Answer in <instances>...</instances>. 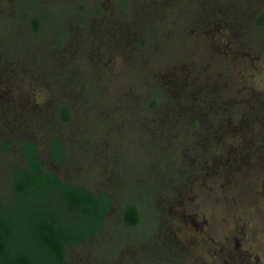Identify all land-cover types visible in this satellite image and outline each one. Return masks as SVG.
Returning <instances> with one entry per match:
<instances>
[{"label": "rangeland", "instance_id": "obj_1", "mask_svg": "<svg viewBox=\"0 0 264 264\" xmlns=\"http://www.w3.org/2000/svg\"><path fill=\"white\" fill-rule=\"evenodd\" d=\"M103 28L112 30L106 40ZM261 42L264 0H0V59L26 63L17 74L0 61V143L7 144L0 214L23 226L38 211L68 227L90 226L57 192L30 190L18 199L14 168L25 166L26 140L47 172L111 203L100 234L68 248L69 264H264V200L255 191L264 181V152L252 161L228 158L243 139L255 140L250 150L264 143V127L254 124L264 118L248 114L242 91L264 96ZM246 47L263 59L256 68L242 62ZM221 72L233 81L213 95V76ZM173 76L187 85L210 80L203 82L209 95L228 97L233 122L250 116V125L224 131L219 143L204 142L206 134L189 126L192 103L183 107ZM168 110L165 121L155 114ZM51 140L67 150L62 165L50 157ZM213 156L222 171H242L243 182L254 176L250 192L233 190L225 171L207 178ZM183 169L207 176L181 208L168 200L175 192L170 177L178 180ZM129 215L138 222L126 223Z\"/></svg>", "mask_w": 264, "mask_h": 264}, {"label": "trees", "instance_id": "obj_2", "mask_svg": "<svg viewBox=\"0 0 264 264\" xmlns=\"http://www.w3.org/2000/svg\"><path fill=\"white\" fill-rule=\"evenodd\" d=\"M62 118L70 119L69 112H63ZM7 148L5 142L0 143V153ZM25 157L24 167L14 168V186L18 199L24 193L57 192L68 201L72 211L80 208L90 226L76 229L62 223L54 213L33 212L27 219L29 224L23 226L22 219L0 214V264H69L68 248L96 237L103 230L102 225L109 211V200L98 197L84 187L74 186L63 181L53 173L47 172L39 160V150L30 141L23 140L20 146ZM50 157L53 162L62 165L68 157L67 150L59 140H51ZM126 217V223L138 222L137 217ZM26 220V219H24ZM25 230L27 236L25 235Z\"/></svg>", "mask_w": 264, "mask_h": 264}, {"label": "flooded vegetation", "instance_id": "obj_3", "mask_svg": "<svg viewBox=\"0 0 264 264\" xmlns=\"http://www.w3.org/2000/svg\"><path fill=\"white\" fill-rule=\"evenodd\" d=\"M106 28H108V27H106ZM221 29L227 31L226 35L224 37H226V36L229 37V34H231V33L228 32L226 27L224 26ZM217 31L219 32V29L216 30V32ZM111 33H112V30L106 31L103 28L101 30L100 34L106 40V39H108L107 37H109ZM224 39H226V38H224ZM235 39H236V37H235ZM111 40H113L112 42H114L115 39L111 38ZM219 43H220V41H219ZM261 43H260L261 45H259V51H260V53L264 54V43L263 42H261ZM250 50L251 49L249 47H246L242 50L243 51L241 54L242 59H243L242 62H245L248 64L251 63L252 67L256 68V64H260V62L263 59L254 58V56H252V53ZM259 55L261 56V54H259ZM0 61L3 63V64H1V68L2 67H8V66L10 67L13 65L14 68L12 67L13 70H11V71L12 72L14 71V73L17 72V74H19L17 69L21 70L22 67L26 66L25 65L26 63H24L21 59H13L12 60V59L6 57V58H1ZM102 61L104 62L105 60H102ZM251 65H248L249 69H250ZM1 68H0V74H3L4 71H3V69L1 70ZM250 71H251V69H250ZM185 80H187L185 77H181V78L174 77L173 83L175 85V88L177 89L178 95L181 96L179 98H182L183 107H184V105L186 107L187 104H189L190 102L192 103V105L189 108V111H194L195 116L193 115L194 116L193 121L189 124V126L195 127V129L200 128V130L204 134H206V138H205L204 142H209V141L217 142L218 140L220 141V136H222L224 131L234 130V129L239 128V127H243V128L247 129L248 125H250V122H249L250 116L243 118V122H241V123L235 124L233 122L234 121V115H232L233 114V112H232L233 107H231L229 104L230 99L228 97H223V96H220L217 98H215V96L214 97L210 96L209 92H208V87L210 84L209 85L205 84L207 82L210 83V80L205 79V81H203L204 79H199V82L191 81V83L189 85H187ZM232 81H233V78L229 74H225L222 72L215 74L213 76V81H212V90H214L216 93L211 90L213 92L212 94L213 95L218 94L219 92L217 89L222 90L223 87H225L226 89L229 88ZM203 82H205V83H203ZM71 91L73 92V88H71L70 93H71ZM242 91H243V97L245 98V104L248 106V114L252 113V116L258 115L259 117L264 118V102L262 101V100H264V96L262 95V93L260 91L252 90L248 87H244V89ZM221 95H223V94H221ZM208 100H210L211 103H208ZM250 101H252L253 105L250 104ZM204 105H206V106L204 107ZM155 114L160 115V120L164 116L163 121H165L167 114H169V116H170V110H168V113L155 111ZM254 118L256 119V117H254ZM254 124L258 125L259 129H262L264 127V121H262V120H261V122H254ZM262 132L263 133L261 136L264 137V130ZM221 140H222V138H221ZM59 141L62 142L61 140H59ZM217 143H219V142H217ZM254 143H255V140L254 141H248V139L241 140L240 141L241 147H239V145H238V147L235 149V150H237V152H235L234 154L230 153V155L228 156L229 161L236 163L237 159H238V161L251 160L252 158H254L252 156V154H254L255 152H257L259 155H261L260 153L264 152V143L261 146H259V148H257L256 150L255 149L250 150L251 145ZM230 147H234V146H230ZM232 152H233V150H232ZM232 156H233V159L231 158ZM263 159H264V156H263ZM210 160H211V162H214V165H213L214 168H213L212 176H207L205 171L204 172L203 171H201V172H188L187 170L183 169L179 172L181 174V176L178 178V180H175L176 178H174V177H170V179L172 178L173 180L171 179V181H169V182L172 183L173 189L175 190V192H174V195L171 196V198L169 197L170 199L168 200L169 201L168 205L172 204L171 206H177V207L184 208V206L187 202V200H186L187 196L190 195L193 191H195L196 190L195 188L197 186H202V183L200 180L202 178H204L203 175H206L207 178L213 177V179H215V178H219V175H223V173L225 171L224 174L228 175L227 179L230 180V181H228V183L233 185V187H234L233 190H238L237 192L244 194V195H246L248 192H250V189H249L247 184L256 183L254 176L252 177V180H250V176L246 175L245 176L246 178L243 182V180H241V177H240V174L242 171L234 172V169H236V168L233 166L222 171L220 169L221 167L218 166V163L222 162V160H217V158H215L214 156L211 157ZM56 165L59 166L57 163H56ZM162 179L165 181V184L167 185L168 184V181H167L168 178L167 179L165 178L166 180L164 178H162ZM72 185L82 187L80 185H75V184H72ZM258 188H259L258 190H255L257 193L256 195H259V196L261 195L262 201H263L264 200V181L259 184ZM108 204H109V206L111 205L110 202ZM241 204H242L241 206H248L249 205L246 203L244 205V202ZM180 213H181V210H180ZM181 217H183L182 213L178 215V221H179L178 223H181L183 221V220H181ZM192 220L194 221V219H191V221ZM173 221L176 222V219ZM191 221H190V224L192 223ZM186 222H187V220L185 221V223ZM173 225H174V223H173ZM169 233H172V231H170V229H169Z\"/></svg>", "mask_w": 264, "mask_h": 264}]
</instances>
